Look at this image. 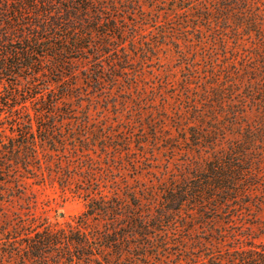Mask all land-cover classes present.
Here are the masks:
<instances>
[{
  "label": "trees",
  "instance_id": "trees-1",
  "mask_svg": "<svg viewBox=\"0 0 264 264\" xmlns=\"http://www.w3.org/2000/svg\"><path fill=\"white\" fill-rule=\"evenodd\" d=\"M138 1L0 0V107L12 120L11 135H0V183L11 184V198L24 197L20 181L25 172L35 175L45 162L52 165L50 160L42 161L39 146L64 152L57 149L64 144L63 137L57 139L55 132L58 124L72 119L61 105L68 107L66 101L78 96L74 94L79 74L76 62L94 67L79 71L98 91L126 74L132 58L126 50L129 33L122 23L128 14L136 15ZM210 1L215 7L204 8L198 19L217 21L218 27L228 24L223 29L234 32L238 41L241 35L257 38L255 54L245 60L243 69L229 71L225 82L218 83L216 78L204 90L208 107L195 118L199 123L195 125L202 127L209 119L210 128L193 131L192 139L187 138L196 148L213 149L209 159L161 191L156 207L152 198L143 200L136 192L128 191L124 198L97 193L88 198L85 211L64 226L41 222L38 217L8 220L0 230V242L7 246L1 249L4 257L17 264H165L158 256L173 246L167 240L170 227L187 233L192 229L183 220L185 210L194 213V220L204 218L209 205L217 211L250 193L259 160L251 149L264 145V10L259 8L260 0ZM130 40L135 41L134 35ZM219 40L226 42V38ZM42 78L46 84L38 87ZM28 102L34 113L21 115ZM250 107L256 117L246 121ZM220 118L226 121L221 127ZM223 130V136L211 139ZM86 169L90 170L89 165ZM63 175L67 181L74 176ZM83 178L94 180L91 175ZM247 181L250 184L241 187ZM218 232L225 237L222 229ZM262 237L264 232L249 235L246 243L224 250H216L215 244L213 252L197 241L172 264H264ZM207 242L213 245L212 240Z\"/></svg>",
  "mask_w": 264,
  "mask_h": 264
},
{
  "label": "rangeland",
  "instance_id": "rangeland-1",
  "mask_svg": "<svg viewBox=\"0 0 264 264\" xmlns=\"http://www.w3.org/2000/svg\"><path fill=\"white\" fill-rule=\"evenodd\" d=\"M260 1L259 8L264 10V0ZM210 4L215 7L210 0H139L136 15L128 14L122 23L129 33V68L116 84L104 83V90L98 91L82 78V70L94 67L76 62L79 74L74 80L78 87L74 94L78 96L66 101L68 107L61 105V109L70 111L72 119L58 124L55 132L57 139L63 137L64 144L57 149L64 152L44 144L39 146L42 161L50 160L52 165L46 166L45 162L35 175L25 172L20 181L24 192L21 199L9 195L14 193L11 184L0 183V230L8 220L14 223L19 216L38 217L41 222L64 226L82 214L88 198L97 193L124 198L128 191L136 192L138 198H152L155 206L161 191L209 159L213 149L196 148L190 140L193 131L210 128L209 119L202 127L195 125L199 124L195 118L208 107L204 90L216 78L218 83L225 82L229 71L243 69L245 60L255 54L257 38L241 35L238 41L234 32L223 29L228 24L218 27L217 21L198 19ZM132 35L134 42H130ZM222 38H226L225 43L219 40ZM103 59L109 61L107 57ZM212 73L217 77L213 78ZM37 84L44 87L45 79ZM6 112L0 107L1 136L11 135L12 120ZM29 112L34 113L30 102L19 113ZM255 117L256 111L250 107L244 119L253 121ZM220 119L221 127L226 121ZM224 132L213 133L211 139L223 136ZM258 147L251 149L259 160L253 180L256 184L250 193L217 211L209 205L206 219L194 220V213L185 210L182 217L189 221L191 231L170 227L167 240L173 246L158 259L172 264L183 258L188 253L185 248H192L197 241L213 252L246 243L247 236L258 237L264 232V145ZM68 165L70 169L66 171ZM87 165L90 170H85ZM64 173L74 176L67 181ZM89 175L92 182L83 178ZM249 184L247 181L241 187ZM14 191L20 193L17 188ZM260 239L264 241L263 237ZM207 240H212L213 245ZM219 241H224V246L218 245ZM179 243L182 247L177 246ZM2 247L7 248L4 241L0 242V264H17L2 255ZM201 249L196 252L201 254Z\"/></svg>",
  "mask_w": 264,
  "mask_h": 264
}]
</instances>
